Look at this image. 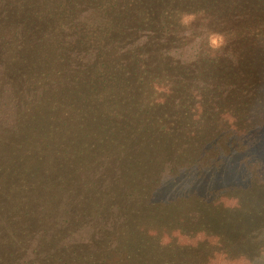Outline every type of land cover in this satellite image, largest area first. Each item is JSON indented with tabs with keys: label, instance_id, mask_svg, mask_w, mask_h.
Masks as SVG:
<instances>
[{
	"label": "trees",
	"instance_id": "1",
	"mask_svg": "<svg viewBox=\"0 0 264 264\" xmlns=\"http://www.w3.org/2000/svg\"><path fill=\"white\" fill-rule=\"evenodd\" d=\"M0 264H264V0H0Z\"/></svg>",
	"mask_w": 264,
	"mask_h": 264
},
{
	"label": "rangeland",
	"instance_id": "2",
	"mask_svg": "<svg viewBox=\"0 0 264 264\" xmlns=\"http://www.w3.org/2000/svg\"><path fill=\"white\" fill-rule=\"evenodd\" d=\"M220 42L221 41L219 37H214L213 45L217 46L220 44ZM111 60L114 66L108 68H99L97 65H91L92 63L95 64L94 61L90 62V65L81 63L80 69L77 70L78 75L75 77V82L83 87H88L93 84L98 86V88L92 87L91 89L76 90L69 92V96L72 97L77 95L79 92H94L97 90H102L103 86L109 84L116 89L127 88L134 85L141 86L143 78L151 81V86L157 83L152 75L153 68L151 66V60H144L138 56L127 57L124 62H121L118 56L112 57ZM228 60L229 59L227 58L226 62ZM109 70H113V75L111 77L108 76ZM103 72H106V75H104ZM108 80L109 83H107ZM218 90L219 88L216 83H212L205 87L204 92L206 93V99L208 95V97H214V100L217 101L216 94L218 93ZM215 111L212 112V115L219 112Z\"/></svg>",
	"mask_w": 264,
	"mask_h": 264
}]
</instances>
